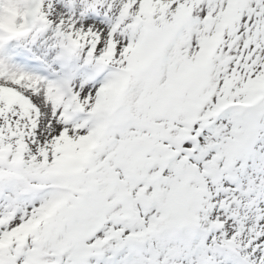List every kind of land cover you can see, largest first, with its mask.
I'll return each mask as SVG.
<instances>
[{
    "label": "snow or ice",
    "instance_id": "1",
    "mask_svg": "<svg viewBox=\"0 0 264 264\" xmlns=\"http://www.w3.org/2000/svg\"><path fill=\"white\" fill-rule=\"evenodd\" d=\"M0 264H264V0H0Z\"/></svg>",
    "mask_w": 264,
    "mask_h": 264
}]
</instances>
